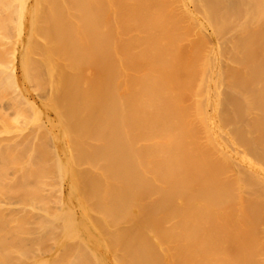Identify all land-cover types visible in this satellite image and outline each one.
<instances>
[{"label": "bare ground", "instance_id": "1", "mask_svg": "<svg viewBox=\"0 0 264 264\" xmlns=\"http://www.w3.org/2000/svg\"><path fill=\"white\" fill-rule=\"evenodd\" d=\"M14 2L0 96L45 77L59 126L0 140V264H264V0Z\"/></svg>", "mask_w": 264, "mask_h": 264}, {"label": "rangeland", "instance_id": "2", "mask_svg": "<svg viewBox=\"0 0 264 264\" xmlns=\"http://www.w3.org/2000/svg\"><path fill=\"white\" fill-rule=\"evenodd\" d=\"M10 5V11L7 12V15L6 13H4L5 11L3 10V5H5V1H3V4L1 3L0 1V17H1V20H8L7 22V31H9L8 33L11 34V36L15 35V27L17 25V17H18V14H19V5H18V2H14V0H8ZM69 1H72V0H68ZM7 2V1H6ZM87 6H88V9L86 8V11L88 12V23H89V26L92 27L93 25V28L94 30L96 29V23H97V17H96V11H95V8H94V5L93 7H89V2H87ZM76 7H77V3H74L73 4V8L74 11H77L76 10ZM42 11H41V16H44L46 14H48V12L45 10V8L42 6L40 8ZM96 21V22H95ZM4 22V21H3ZM97 30V29H96ZM207 40H208V43L209 45H213L214 41H215V37L212 35L211 31L208 29L207 33ZM212 36V37H211ZM214 40H212V39ZM12 45L10 44L8 46L7 49H9ZM6 59L8 60V57H6ZM32 70L34 69L35 67V64L34 62L32 63ZM16 71H17V74H18V77H20V74H21V71H20V66H19V63L17 65V68H16ZM48 80L44 77V80L40 79V82L39 81H33V82H27L24 84V89L26 90L25 92V96L26 98L28 99L29 101V104L33 105L32 108L29 106V104L27 105V102L23 99H16L17 97H12L10 98L9 95L12 94V91L10 90H7V92L4 91V94L7 95V96H0V131H2V129H5L3 132V134L0 133V140H2V138H4L5 136V139L9 138L8 140H5L4 142H8V143H11L13 142L14 138L16 136H18L19 139H17V143H33L34 141H40L42 140V138H35L36 136L40 137V133H45L44 135L46 136H42L41 134V137H43V140H46V141H40V142H43L44 144H49L51 143L49 140V137H47V132L49 129H52L54 128L55 126H59V122H58V118L56 117V114L54 112L53 109H51L50 107L47 108L46 106H44L46 100H44V97L45 96H42L43 94H46V92L48 93ZM10 94H9V93ZM17 96V95H16ZM16 100H14V99ZM19 98V97H18ZM46 99V98H45ZM8 100L10 101V103H13V106L15 108H6L7 105L5 103V101ZM44 100V101H43ZM56 101H59L60 103H62V97L58 96V95H55V96H51V98H49V104L50 103H54ZM48 104V105H49ZM4 109V111H2V109ZM10 111H8V110ZM36 111L38 112L39 111V117L37 116L36 114ZM66 111V110H65ZM9 112V113H8ZM18 114L19 117H17L15 120V116L14 114ZM65 114V113H64ZM21 118V119H20ZM12 119L14 121H12ZM6 121V124H7V127H6V124H3L4 121ZM19 120L20 123L18 122ZM16 121V122H15ZM22 121H25L24 123ZM68 121V120H67ZM18 122V123H17ZM12 123V124H11ZM25 124V125H24ZM5 125L6 128H3ZM40 125H43L40 127ZM68 125L70 128H72V124L68 122ZM9 126V127H8ZM44 127V128H43ZM15 128V130H14ZM11 130V131H10ZM20 131L19 135H18V132ZM46 130V131H45ZM11 132H13L11 134ZM6 133V135H5ZM17 134V135H16ZM10 136V137H8ZM15 136V137H14ZM12 137H14L13 139H11ZM46 137V138H45ZM47 139H49V143L47 141ZM52 141V140H51ZM47 142V143H46ZM37 156L40 157V156H43L42 154L39 153V151L37 152ZM12 172H13V169H11ZM10 171V170H8ZM65 189H67V187L65 186ZM20 196V195H19ZM17 195H13V196H6V195H1L0 197L2 198V200H5V201H15V202H20V201H23V199L21 198V196L19 197ZM0 198V199H1ZM14 211H17V210H13V211H9V212H6L5 214L6 215H16L17 213H15ZM14 213V214H12ZM20 214V213H19ZM250 214H251V218H252V222L254 223V226H257L259 225V227L261 225H264V206H259L258 209H253V210H250ZM32 215V216H31ZM35 215V214H34ZM33 214H30V216H28L29 218V221L31 223V227L32 225H34V216ZM37 217V216H36ZM37 219V218H35ZM0 230H4L6 232V230L8 231V228L6 227V224H4L2 226V224H0ZM34 228V227H33ZM32 228V229H33ZM31 229V233H33ZM9 232V231H8ZM11 234H9V237H10ZM32 236V235H31ZM32 238H35V237H32ZM30 238L31 240H34L31 241V240H28L27 241L25 240L23 242V244H25V247L28 246V249L30 248V251L32 253V256H33V253H34V249H35V243H36V240L35 239H32ZM12 240L9 241L8 239V242L11 243ZM28 243V244H27ZM31 244H34V248H32ZM236 244L235 243L233 246H232V251H234V247H236ZM51 242L48 241V240H44L42 241L41 243V246L44 247V248H47V250H49V248L51 247ZM27 248V247H26ZM32 248V249H31ZM28 249L26 251H28ZM46 249H44L43 251H45ZM46 250V251H47ZM28 253V252H26ZM31 255V254H30ZM31 256V257H32ZM31 257H28V258H31ZM11 259L14 260L13 257H11ZM11 260V261H13ZM10 261V262H11Z\"/></svg>", "mask_w": 264, "mask_h": 264}]
</instances>
